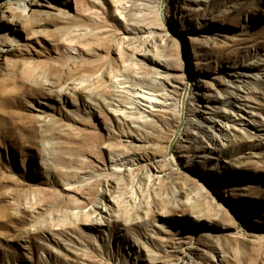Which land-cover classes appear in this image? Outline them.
<instances>
[{"label": "rangeland", "instance_id": "rangeland-1", "mask_svg": "<svg viewBox=\"0 0 264 264\" xmlns=\"http://www.w3.org/2000/svg\"><path fill=\"white\" fill-rule=\"evenodd\" d=\"M262 68L264 0H0V264H264ZM241 69L259 135L194 137L193 116L245 125L218 108ZM132 88L165 109L103 103Z\"/></svg>", "mask_w": 264, "mask_h": 264}, {"label": "bare ground", "instance_id": "bare-ground-1", "mask_svg": "<svg viewBox=\"0 0 264 264\" xmlns=\"http://www.w3.org/2000/svg\"><path fill=\"white\" fill-rule=\"evenodd\" d=\"M145 31H147V34H150V33L152 34V31L149 28H145ZM151 39L152 38H149V39L147 38V40L145 41V42H147V45H144V47H148L147 49L149 52H155L156 53L158 46L155 42H153L152 45L149 44V42L152 41ZM156 46H157V49L155 48ZM139 47H141V46H139ZM139 50L136 49V51H134V52H137ZM145 53L146 52L144 51V53H142V54H145ZM255 68H256V66H255ZM260 70H262L263 77L262 76L255 77L257 79V82L256 81L254 82L255 83L254 88L259 89L261 92H263L264 91V68H262ZM247 73H248V71L246 69L245 70L241 69L240 71H238V79L236 78V81L238 80L237 81L238 83H236V81H235V83L232 82L233 86L238 88V94H236L232 98V100H228V99L226 100L224 98V96L220 97L218 99V102H219L218 105H220V106H218V108H220V109L223 108V109L229 111L230 113H236L237 111H239L241 113V115L238 116V118L245 121V125L238 122V127H237L235 123H229L226 120V118H222L218 115H212V116L209 115V116H204V117L203 116L202 117L193 116V119H189V123H191L192 126L194 127L193 132H192L194 137H196V135L198 136V134H202L203 136H206L207 135L206 132H208V130L209 131L211 130L212 133H218L219 135L224 136L225 139H227V140L234 138L236 136L238 137V139H248V138L252 137L251 134L259 135L258 122H260L259 118L261 115L258 114L257 112H255L252 108H250L249 106H247L244 103V97H243L242 89L244 87L243 84H245L244 82H246L244 77L246 76ZM107 82H109L108 84H110V86L113 89H117L118 87L121 88L122 85L124 84L117 76L108 77ZM130 84H132V83H130ZM106 88H107V86H106ZM129 88H131V86ZM73 89L76 90L77 88L74 87ZM138 89L137 90L135 88L127 89V93L129 95L126 96V99L128 101H124V103L115 100L118 102V103H116L114 101V99L110 96L108 98L109 100H106L107 98H105V102H103V103H106V105L109 106L110 109H112V112L115 114H120L123 117L132 115V117L135 120H137L136 121L137 123L140 121L142 123L145 121L148 122V120H146V117L148 114H152V112H153V111H151L152 108L153 109H161V108L165 109V107H166L165 104H167L166 101H168V100L166 99L165 93H163V92H159V94L157 95V94H150V93H147L145 91L138 90ZM234 89H232L231 91L232 92L236 91ZM85 92H88V90ZM89 92H91V91H89ZM116 96H119V95H116ZM88 97H90V99H92L91 98L92 92ZM109 101H113V102H109ZM114 102L116 104H114ZM136 113H138L139 115L134 117V115ZM143 114L145 115V118H144V116H142ZM247 128L250 130L248 131ZM214 140H216V139H214V137H212V135L209 134V141H214ZM223 143L224 142H222V141L216 142L214 144V146L216 147L215 151H217V152L224 151V147L222 145ZM202 156L203 155H202L201 151H199L198 157H202ZM181 157L185 158L186 160L191 159L193 157L192 151L190 150L189 147L185 148V150L181 154ZM125 161H126V159H119L118 162H114L112 165H113V167H117L120 165L119 167L122 168ZM226 162H229V161L226 160ZM233 162L234 163L230 164V167L232 169L231 172L233 173V175L237 179L255 176V173L252 174V173L248 172L247 164L243 160L238 159V161L234 160ZM147 177H148L147 181L151 182L153 180V178L150 176V174ZM90 208L91 209L88 210L89 211L88 213L85 211L86 214H88V215L90 214V212L91 213L92 212L102 213V212L106 211V205L103 203V201H97ZM88 217L91 218V216H88ZM88 221L91 223L93 222L92 219H88Z\"/></svg>", "mask_w": 264, "mask_h": 264}]
</instances>
